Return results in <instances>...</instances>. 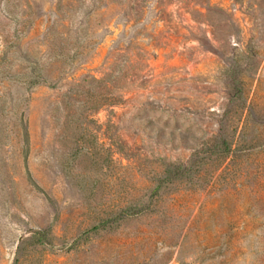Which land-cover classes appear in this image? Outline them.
<instances>
[{
  "label": "rangeland",
  "instance_id": "1",
  "mask_svg": "<svg viewBox=\"0 0 264 264\" xmlns=\"http://www.w3.org/2000/svg\"><path fill=\"white\" fill-rule=\"evenodd\" d=\"M0 264H264V0H0Z\"/></svg>",
  "mask_w": 264,
  "mask_h": 264
}]
</instances>
